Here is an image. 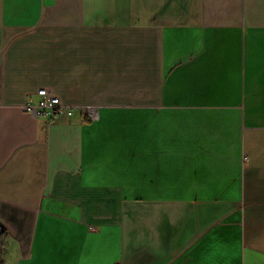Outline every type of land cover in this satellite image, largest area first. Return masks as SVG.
<instances>
[{"label":"crops","instance_id":"crops-1","mask_svg":"<svg viewBox=\"0 0 264 264\" xmlns=\"http://www.w3.org/2000/svg\"><path fill=\"white\" fill-rule=\"evenodd\" d=\"M0 223L3 264H264V0H0Z\"/></svg>","mask_w":264,"mask_h":264},{"label":"built area","instance_id":"built-area-1","mask_svg":"<svg viewBox=\"0 0 264 264\" xmlns=\"http://www.w3.org/2000/svg\"><path fill=\"white\" fill-rule=\"evenodd\" d=\"M24 108L35 116L46 117L48 119H53L59 115H72L74 110L73 106L63 104L57 95L45 87L37 89L34 95L28 98L24 104ZM84 110L88 117H95V107L88 106Z\"/></svg>","mask_w":264,"mask_h":264},{"label":"trees","instance_id":"trees-1","mask_svg":"<svg viewBox=\"0 0 264 264\" xmlns=\"http://www.w3.org/2000/svg\"><path fill=\"white\" fill-rule=\"evenodd\" d=\"M7 240V232L5 227L0 223V264H3L2 255L4 253Z\"/></svg>","mask_w":264,"mask_h":264}]
</instances>
